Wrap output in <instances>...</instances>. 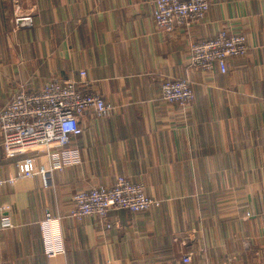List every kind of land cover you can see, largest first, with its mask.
I'll list each match as a JSON object with an SVG mask.
<instances>
[{
    "label": "crops",
    "instance_id": "obj_1",
    "mask_svg": "<svg viewBox=\"0 0 264 264\" xmlns=\"http://www.w3.org/2000/svg\"><path fill=\"white\" fill-rule=\"evenodd\" d=\"M153 2L0 0V108L52 76L114 106L78 116L72 162L65 154L47 185L17 175L0 136V262L264 264V0H209L202 21L171 32L155 30ZM223 27L245 35L247 53L227 58L225 72L192 68L189 44ZM164 78L190 80V106L161 98ZM26 154L51 162L41 146ZM117 175L159 206L111 209L110 227L67 215L75 192ZM46 211L59 219L46 223Z\"/></svg>",
    "mask_w": 264,
    "mask_h": 264
},
{
    "label": "built area",
    "instance_id": "obj_2",
    "mask_svg": "<svg viewBox=\"0 0 264 264\" xmlns=\"http://www.w3.org/2000/svg\"><path fill=\"white\" fill-rule=\"evenodd\" d=\"M209 7V0H154L152 17L155 30L171 32L178 26L189 28L206 17ZM189 51V65L192 68L203 71L217 68L225 72L227 58L244 56L248 44L242 32L223 27L211 37L193 40L189 44ZM85 74V70H79L81 77ZM160 95L166 102L181 108L190 106L194 99L188 78H164L160 83ZM90 108L98 116H106L114 106L96 92L80 90L73 79L52 76L39 89L29 90L21 85L14 91L0 108V136L4 155L17 160V175L38 174L43 184L47 185L50 172L66 165L67 160H62L65 154L71 163L72 154L64 153L65 146L72 137L80 134L78 116ZM36 146L43 147L51 159L49 164L35 166L34 157L26 154ZM72 201L67 214L69 217L81 219L95 216L106 227L114 225L108 221L111 209L142 212L161 203L159 199L145 193L142 183L124 175H117L109 186L97 185L79 190L74 193ZM5 210L6 206L0 207L2 225L8 223ZM54 219L59 218L46 211L44 221L50 223ZM55 253V249L48 251V255ZM183 260L189 261L190 256L185 255Z\"/></svg>",
    "mask_w": 264,
    "mask_h": 264
}]
</instances>
